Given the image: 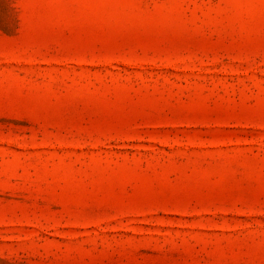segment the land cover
<instances>
[{"label":"rangeland","instance_id":"374dc122","mask_svg":"<svg viewBox=\"0 0 264 264\" xmlns=\"http://www.w3.org/2000/svg\"><path fill=\"white\" fill-rule=\"evenodd\" d=\"M0 264H264V0H0Z\"/></svg>","mask_w":264,"mask_h":264}]
</instances>
